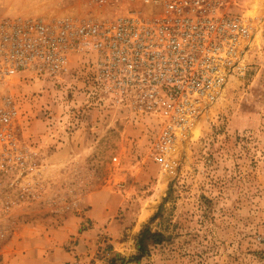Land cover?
<instances>
[{
  "label": "rangeland",
  "instance_id": "374dc122",
  "mask_svg": "<svg viewBox=\"0 0 264 264\" xmlns=\"http://www.w3.org/2000/svg\"><path fill=\"white\" fill-rule=\"evenodd\" d=\"M254 1L232 8L245 6L255 27L246 75L179 142L171 171L153 157L156 121L98 99L78 59L60 83L14 81L48 185L0 219V264H264V4L252 18ZM21 2L10 1V13L73 10ZM146 227L163 241L128 262Z\"/></svg>",
  "mask_w": 264,
  "mask_h": 264
},
{
  "label": "built area",
  "instance_id": "2783aa9c",
  "mask_svg": "<svg viewBox=\"0 0 264 264\" xmlns=\"http://www.w3.org/2000/svg\"><path fill=\"white\" fill-rule=\"evenodd\" d=\"M10 1L0 0V219L48 185L16 79L60 83L74 60L88 65L98 99L156 121L153 157L168 172L179 142L248 70L254 23L232 8L249 0H60L73 10L54 16L10 13Z\"/></svg>",
  "mask_w": 264,
  "mask_h": 264
},
{
  "label": "trees",
  "instance_id": "16d2710c",
  "mask_svg": "<svg viewBox=\"0 0 264 264\" xmlns=\"http://www.w3.org/2000/svg\"><path fill=\"white\" fill-rule=\"evenodd\" d=\"M163 239L164 235L162 233L153 232L149 227L144 228L138 236V253L128 262H139L146 255L150 243H161Z\"/></svg>",
  "mask_w": 264,
  "mask_h": 264
},
{
  "label": "bare ground",
  "instance_id": "6f19581e",
  "mask_svg": "<svg viewBox=\"0 0 264 264\" xmlns=\"http://www.w3.org/2000/svg\"><path fill=\"white\" fill-rule=\"evenodd\" d=\"M46 2V1H45ZM52 3V2H51ZM264 4V0H255L254 3L251 5L252 8V18H256L259 16L258 9H261ZM229 86V85H228ZM197 125L193 127V131H196ZM180 147V146H179ZM178 147V151L180 148Z\"/></svg>",
  "mask_w": 264,
  "mask_h": 264
}]
</instances>
